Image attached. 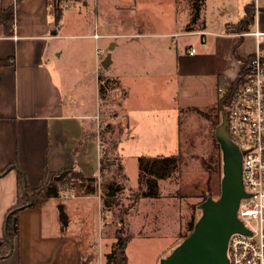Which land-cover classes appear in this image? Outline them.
<instances>
[{
	"label": "rangeland",
	"instance_id": "374dc122",
	"mask_svg": "<svg viewBox=\"0 0 264 264\" xmlns=\"http://www.w3.org/2000/svg\"><path fill=\"white\" fill-rule=\"evenodd\" d=\"M194 2L58 0L61 9L66 8V33L96 32L99 36L97 40L89 36L69 38L71 46L76 42L81 48L80 61L86 67L91 61L92 75L97 78L111 75L107 89L112 92H103L97 101L100 127L105 130L97 133V176L87 183L70 171L63 178L66 181H58L61 190L72 187L74 197L76 191L94 189L96 196L92 199L77 200L75 212L85 217L87 242L96 231V252L87 257H93L94 264H105L117 235L130 236L125 248L126 264H153L156 258L159 264L189 233L190 223L201 213L200 204L219 195L222 162L215 128L241 63L238 61L236 73L229 81L205 72L206 57L199 61L196 57L214 52L217 35L213 31L225 32L224 22L229 13L238 15L240 1L206 0L200 4L197 21L192 23ZM222 6L230 9L226 15L221 13ZM194 28H207L210 32H185ZM171 29L178 33L165 34ZM95 42L103 49L100 63L107 53L111 54L112 63L107 68L99 64L96 70ZM109 42L116 45L110 48ZM192 47L194 55H189ZM261 53L264 56V49ZM169 154L179 155L178 167L170 178L158 181L159 196H140L143 187L137 180L138 157ZM109 182L118 186L113 196L108 194ZM58 199L62 201L58 204L65 203L71 216L69 203L73 201L60 196ZM83 206L86 212H81ZM107 209L111 212L109 221H105ZM49 211L45 209L46 218ZM98 213L95 227L92 216Z\"/></svg>",
	"mask_w": 264,
	"mask_h": 264
},
{
	"label": "crops",
	"instance_id": "0c3cea01",
	"mask_svg": "<svg viewBox=\"0 0 264 264\" xmlns=\"http://www.w3.org/2000/svg\"><path fill=\"white\" fill-rule=\"evenodd\" d=\"M238 1L239 13L237 16L229 13L224 22L225 32L213 31L217 35L214 52L196 57V61L206 57L205 72L229 81L240 61L232 53L233 45L237 43V53L243 58L255 50L253 36L233 29L243 16L245 5L251 2ZM263 2L258 0V6ZM10 5L14 14L12 33L4 34L0 28V239L4 235L6 212L16 202L17 173L24 174L31 188L42 178L64 170L95 177L100 163L97 133L105 131L100 127L97 105L100 81L92 75L91 61L88 67L80 61L79 44L69 43L71 36L93 37L94 33H66V8L62 9L56 26L46 0H0V9ZM229 10L227 6L221 7L224 15ZM256 25L264 31V11L260 9L255 12L248 31ZM198 31L210 32L207 28L185 32ZM177 33L171 29L165 34ZM109 45L116 44L109 42ZM93 60L95 63V57ZM101 77L111 75L101 74ZM106 91L111 93L112 89ZM93 192L76 191L75 197H65L73 201L69 203L71 216L63 204L66 222L58 218L56 207L62 202L58 199L62 197L60 194L41 205L20 210L18 235L12 251L0 256V264H94V258L87 257L96 252V231L93 230V237L87 242L85 217L75 213L77 200L92 199L96 196ZM45 209H50L48 218ZM86 210L85 206L81 208V212ZM110 217L107 209L105 221ZM98 221L99 213L92 216L95 227ZM153 264H157V258Z\"/></svg>",
	"mask_w": 264,
	"mask_h": 264
},
{
	"label": "built area",
	"instance_id": "2783aa9c",
	"mask_svg": "<svg viewBox=\"0 0 264 264\" xmlns=\"http://www.w3.org/2000/svg\"><path fill=\"white\" fill-rule=\"evenodd\" d=\"M253 1L257 11L258 0ZM243 35L254 37L255 50L243 66L244 84L220 112H226L229 138L241 152L242 184L248 197L241 198L236 215L249 233L229 236L227 264H264V31L256 25ZM93 37L99 38L96 32ZM194 52L193 47L189 48V55ZM102 53L95 42L96 70ZM72 192L73 188L67 186L60 195L74 197Z\"/></svg>",
	"mask_w": 264,
	"mask_h": 264
},
{
	"label": "trees",
	"instance_id": "16d2710c",
	"mask_svg": "<svg viewBox=\"0 0 264 264\" xmlns=\"http://www.w3.org/2000/svg\"><path fill=\"white\" fill-rule=\"evenodd\" d=\"M201 0H195L193 4V11L191 14V22L194 23L199 17V7ZM48 9L53 15L54 23L57 26L59 24L62 9L58 4V0H46ZM260 10L264 11V2L260 7ZM255 10L252 1L245 5V11L243 16L234 24L233 29L236 32L248 31L249 25L254 21ZM14 20L13 6H7L0 9V28L4 34L12 33V24ZM190 26V24H189ZM188 26V27H189ZM233 55L240 60V69L238 75L233 81L232 85L229 87L230 96L228 98L227 104H229L232 95L239 87L244 84V71L243 66L245 62L252 56H247L245 58L240 57L237 53V43L233 45L232 48ZM98 80L101 81L98 86L99 95L106 91L109 83V78H102L98 76ZM103 81L107 83H103ZM106 84V85H105ZM216 146H219L216 143ZM179 162L178 154L169 155H142L138 157V183L143 188L140 190V196L142 197H158L159 196V180L170 178L176 171ZM51 174L46 178H42L36 187L31 188L26 184L25 176L20 171L17 173V185H16V202L8 208L5 215L4 222V235L0 239V256H3L9 251V242L13 243L14 239L18 235V214L20 210L25 207H32L41 205L47 199L52 197H58L61 191V186L58 181L53 179L54 175ZM73 176L78 177L83 182H89L94 180V176H86L81 171H74ZM66 181V178L61 182ZM87 182V183H88ZM117 186V185H116ZM115 184L109 182L107 184L108 194L113 196V191L116 190ZM118 187V186H117ZM93 188H90V192H93ZM31 197L32 201L30 202ZM108 205L109 204H105ZM193 223L191 222L188 230L192 229ZM185 236V235H184ZM127 238H123L121 235H117L116 242L114 243L112 249L107 254V259L105 264H126V243Z\"/></svg>",
	"mask_w": 264,
	"mask_h": 264
},
{
	"label": "water",
	"instance_id": "95a60500",
	"mask_svg": "<svg viewBox=\"0 0 264 264\" xmlns=\"http://www.w3.org/2000/svg\"><path fill=\"white\" fill-rule=\"evenodd\" d=\"M110 62V53H107L100 64L107 68ZM227 124V114L222 111L221 121L215 128L222 162L219 195L217 198L208 197L200 204L201 213L192 229L159 264H227L229 236L234 232L249 233L236 215L241 198L248 197V194L242 184L241 152L230 140ZM69 172L64 170L54 175L53 179L60 181ZM57 209L59 220L66 222L63 204H59ZM11 251L12 243L9 242L8 254Z\"/></svg>",
	"mask_w": 264,
	"mask_h": 264
}]
</instances>
